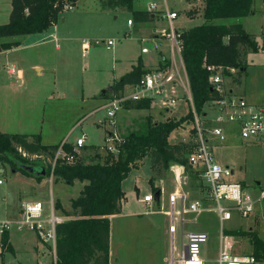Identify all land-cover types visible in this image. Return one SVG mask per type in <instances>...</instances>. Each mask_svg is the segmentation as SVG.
Returning a JSON list of instances; mask_svg holds the SVG:
<instances>
[{
  "label": "rangeland",
  "instance_id": "1",
  "mask_svg": "<svg viewBox=\"0 0 264 264\" xmlns=\"http://www.w3.org/2000/svg\"><path fill=\"white\" fill-rule=\"evenodd\" d=\"M101 1L76 0L73 8L62 11L57 22L51 24L47 30L19 35L17 37L20 40L19 44L11 47L0 45V129L3 128L6 132L25 131L40 134L42 130L43 142L71 141L85 133L86 145L97 144L100 146V154H106L105 135L112 127L104 118L105 108H96L103 102L100 100L111 97V84L115 80L112 79L124 71V66L130 61L127 58L137 56L142 46L144 51H147L145 55L150 57L148 59L150 62L162 59V52L167 57H170V53L169 45L155 48L153 40L135 33L133 26L126 23L129 9L124 6L114 9L104 7ZM165 1L170 9L178 11V16L173 19L177 29H186L202 22L203 0ZM253 4L257 8L256 14L242 16L238 20H241L244 28L256 37L258 50L247 53V67L241 76L235 71L228 74L227 69H224L225 84L230 91L237 92L239 86L248 83L255 93L254 100L264 102V34H262L264 7H261V0H253ZM133 6L141 8L145 5L142 0H134ZM6 13L5 1L0 0V23L8 20ZM153 21L156 22L155 29L160 31L156 32L158 35L168 31V23L164 19L157 17ZM165 36L161 35L162 38H166ZM108 38L115 41L109 48L106 46ZM85 41L89 45L85 46ZM160 49L161 53L158 52ZM175 60L176 65L174 66L170 59L168 67L179 68L181 76L177 75L173 81L186 84L185 88L188 89L179 56H176ZM37 64L40 70L35 67ZM11 66L15 69L13 74L8 72ZM19 72L21 73L17 75ZM179 83L175 95H183L186 98L187 94H183ZM98 98L100 103L95 106ZM182 99L177 98L169 116L166 114V108L161 107V103H156L151 111L156 116L151 114V120H180L188 108V105L184 108L185 99ZM203 107L209 116H203L201 113L199 115L202 123L208 128L214 125L212 115L215 108L210 102ZM129 111L126 109V116L122 117L120 125L125 132L121 131L119 126V128L115 126L121 137L128 130L145 128L147 115H142V110L139 109L138 113H133V121H130L127 115ZM234 132L235 138L231 135V140L226 146L214 149L216 159L222 164L229 163L234 169L230 179L242 182L249 192L256 197L260 196L264 190V139L242 138L238 133L237 124H234ZM195 133L196 125L193 119L180 120L170 132L168 141L173 144L177 141H193ZM91 152L92 148L80 149L81 154ZM40 154L38 157L30 154L33 162L29 164L48 165L52 162L49 154L45 152ZM175 163L179 162L171 160L167 169ZM0 167H3V171L0 172L3 181V184H0V198L3 194L11 198L14 193H24L23 197L28 193L40 195L45 206L44 214L47 216L50 214L52 202L54 205L57 198L69 210L71 198L78 194L84 183L79 179H74L72 184L61 178L54 180L51 174L38 179L1 160ZM150 174V160L145 157L144 164L139 169L133 167L123 179L122 188L126 195L125 207L122 210L124 215L113 216L110 221L112 248L110 264H169L165 256H170L171 235L165 233L162 229L164 226H161L164 221L170 222L169 205L165 210H158L156 202L157 210L147 213L143 212L145 208L140 202L141 195L155 192L148 183L147 176ZM196 174L198 178L191 179L184 171V186L188 199L201 198L203 205L197 211L177 212L175 254L179 251L181 238L185 239L180 229L183 224L184 231L201 229L208 233V240L203 244L201 254L208 264H217L215 258L221 235L218 213L214 209L213 201L206 196L202 176L198 172ZM19 209L20 206L17 207V210ZM128 210L139 213L130 215L127 213ZM54 211L56 214L61 212L58 208ZM148 221L156 223L155 226H148ZM223 227L225 234L229 235L234 251L251 252L249 236L239 234L236 230H256L258 236L264 239V196L256 203L252 212L242 215L234 211L232 217L224 222ZM31 238L26 244L16 242L15 251L6 250L5 254L1 252L0 264H34L38 255L32 251L33 245L37 244L41 249L46 248L41 240L33 242L34 233H31ZM47 249L53 262L54 253L48 244ZM46 260V256H42L40 264H44ZM260 261L264 264V259Z\"/></svg>",
  "mask_w": 264,
  "mask_h": 264
},
{
  "label": "trees",
  "instance_id": "2",
  "mask_svg": "<svg viewBox=\"0 0 264 264\" xmlns=\"http://www.w3.org/2000/svg\"><path fill=\"white\" fill-rule=\"evenodd\" d=\"M76 0H12L11 12L6 22L0 23V37H14L13 40L0 41V45L11 47L19 44V35L47 30L51 24L57 22L63 10L64 2ZM134 0H102L101 5L108 8L124 6L130 10L132 20L150 21L151 13L142 8H134ZM202 22L189 28L182 29L181 56L185 73L187 74L189 90H191L192 104L198 113L204 114V105L217 95L216 90L210 88V70L207 65H222L235 68L241 76L246 70V55L249 51L258 50L256 37L248 32L238 20L242 16L254 12L253 0H203ZM169 62L160 65L165 68ZM148 71L144 67L141 57L129 71L111 84L112 95H119L126 84L137 82L143 73ZM231 74L229 70H226ZM234 79H237L234 77ZM150 98L126 100L125 108H149ZM190 110L180 120L192 119ZM180 120L152 121L147 115L145 128L132 130L123 135L118 144V151L106 150V154L99 152L100 146L88 144L83 149L92 148L93 152L81 154L73 150L72 142H62L67 153H74L71 162L62 157H56L53 168L54 180L59 178L72 184L79 179L84 182L76 196L71 198L70 209L56 199L54 209L58 208L63 214L72 216L56 223V262L55 264H108L110 240V216L121 211L124 198L122 182L133 167H139L142 159L149 156L154 172L168 168L171 160H177L183 165L184 171L191 179H197L199 170L191 166L186 154L192 149V141H177L169 143L168 136ZM60 142L46 144L41 141L39 132L29 134L23 132L0 131V160L11 164L17 170L32 175L18 162L32 163L27 154L47 153L54 158ZM21 147V150L19 149ZM45 166V175H50L52 164ZM43 175H37L41 178ZM157 191L159 187L153 186ZM203 188V187H202ZM237 233L249 236L252 244L251 252L258 258L264 259V239L258 236L256 230H236ZM8 232L2 238V251L10 250ZM49 264H54L50 262Z\"/></svg>",
  "mask_w": 264,
  "mask_h": 264
},
{
  "label": "built area",
  "instance_id": "3",
  "mask_svg": "<svg viewBox=\"0 0 264 264\" xmlns=\"http://www.w3.org/2000/svg\"><path fill=\"white\" fill-rule=\"evenodd\" d=\"M144 2V9L148 13H151L153 18L158 17L164 19L168 23V31L161 32V35L169 40L170 56H172V63H176V56H179L182 62L183 70L184 64L181 56L182 39L180 38L181 29H177L174 25L173 19L178 16V11L170 9L165 0H142ZM264 5V0H261ZM160 4H163L161 7ZM74 2L67 1L63 4V10L67 8H73ZM127 22L132 25V18H128ZM106 46L109 48L114 44V39L108 38ZM154 47L159 48L162 45V40L155 37L153 39ZM85 46L88 42L85 41ZM144 50V48H142ZM175 66V65H174ZM207 69L210 70L209 82L212 89L216 90L217 95L211 100V106L215 108V113L212 116L214 125L205 127L201 121L199 113L196 111L192 104L191 90H189L188 78L187 87L186 84H182L185 90L188 92V99L190 107L193 111V121L196 125L195 139L192 141V149L186 154L187 159L191 166L199 170L200 176L203 178L204 190L209 200L213 201L214 209L218 213V220L221 227V235L219 240V250L215 258L217 264H262L252 252L240 253L232 249L228 234L224 232V222L230 219L233 212H239L242 215L252 212L256 206V203L264 196V190L260 196H255L249 192L240 181L230 179V175L233 169L230 165L222 164L216 159L214 153V141L215 138L222 141L225 138V131L223 123L231 122L237 124L240 136L243 138H253L256 140L264 139V102H252L245 94L230 91L226 87V75L224 69L234 72L235 68L230 66H216L208 64ZM14 66L10 67V72H14ZM186 74V73H185ZM180 76L179 68H161L155 67L153 70H148L141 78L133 83L129 84V88L122 90L119 95L108 97L104 102L96 109L106 110L105 119L107 123L112 127L105 135V149L113 152L118 151V144L122 142L123 136H119L116 130V116L122 109L123 103L130 100H139L140 98H150L154 100L156 96H160L161 103L163 105H171L175 101V97L168 95V86ZM187 75V74H186ZM173 87L174 84H171ZM87 135L82 133L74 140L67 141L72 142L73 150L80 153V149L87 144ZM66 141V140H64ZM62 141V142H64ZM62 142L57 148V151L52 158V171L53 175L54 162L56 157L65 158L66 161L71 162L74 159V153H67L62 147ZM21 150V147H19ZM24 155L28 157L23 151ZM34 157L41 155L40 153L33 154ZM30 158V157H29ZM32 159V158H30ZM33 161V160H32ZM0 178V184L2 183ZM144 199L147 202L145 212H151L155 210L152 207V200L154 195L151 193L144 194ZM225 201V202H223ZM203 205L201 198L188 199V195L184 191L171 192L169 196V212H170V224L169 229L171 233V252L169 263L170 264H208L206 258L201 254L202 246L208 240V233L205 230L194 229L191 231H183L181 241L179 242V251L175 254L177 248L175 242L176 232V215L177 212L182 213L186 211H197ZM50 214L47 216L44 214L45 206L41 199L26 200L21 202V207L18 214L13 216H0V253L2 249V238L5 232H9L15 228L18 230L28 229L37 234L43 241L50 242L53 248L56 243V223L63 221V218L54 213L53 202L51 204ZM56 262V252H54L53 263Z\"/></svg>",
  "mask_w": 264,
  "mask_h": 264
},
{
  "label": "crops",
  "instance_id": "4",
  "mask_svg": "<svg viewBox=\"0 0 264 264\" xmlns=\"http://www.w3.org/2000/svg\"><path fill=\"white\" fill-rule=\"evenodd\" d=\"M5 1V5H6V9H7V13H8V19H9V15H10V12H11V7H12V0H4ZM136 1V0H135ZM139 1H141V0H139ZM134 2V1H133ZM254 5V4H253ZM261 7H264L263 6V4H262V2H261ZM136 8H140V7H136ZM141 8H143V7H141ZM253 8H254V12L253 13H255L256 14V11H257V8L256 7H254L253 6ZM173 9V8H172ZM6 13V14H7ZM115 17H117V15H115ZM128 18H132V15H131V12L129 13V15L127 16V19ZM127 19H126V23H128L127 22ZM154 19H156V17H154L152 20H150V21H146V22H143V21H137V22H132L133 24L132 25H130L129 23H128V25L129 26H133V30L135 31V33H139L140 35H142L141 37H148V38H150L151 40H153L155 37H157V39H160V40H162V45H161V47L162 46H164V45H166V46H168L169 45V40L167 39V38H162L161 37V34H157V33H160V31H158V29L156 28L155 29V21H153ZM8 21V20H7ZM54 24V23H53ZM51 27V26H50ZM157 32V33H156ZM260 33V32H259ZM262 34H264V33H262ZM19 37V36H18ZM3 38H6V37H0V41H3V40H13V39H10V38H6V39H3ZM54 38L56 39V37L54 36ZM19 42H20V40H19ZM88 45H89V43H88ZM143 46L140 48V50H141V52L136 56V55H134V57L132 58V57H130V58H127V59H129L130 61H129V63H128V65L126 64L125 66H124V71L122 72V73H124V72H126V71H129L131 68H132V66L133 65H135L136 64V62H137V60H138V57H141L142 58V60H143V63H144V67L145 68H147L148 70H153L155 67H159L160 65L162 66V64H164V63H167V62H169V64L171 63V61H172V56H170V57H167V56H165L164 54H163V52L161 53L160 51H161V49L158 51V52H160L162 55H161V57H162V59L161 58H159V59H157L155 62H150L148 59L150 58L148 55H147V57H146V55H145V53L147 52V51H144L143 49ZM168 49H169V47H168ZM169 53H170V50H169ZM170 59H171V61H170ZM174 65H176V63H174ZM169 66V65H168ZM167 66V67H168ZM173 66V65H172ZM38 70H40L41 68H40V66L37 64L36 66H35ZM167 67H165V68H167ZM177 68V67H176ZM8 72L10 73V74H13V73H15V71L14 72H10V68L8 69ZM21 72H19L17 75H19ZM121 73V74H122ZM179 73H180V69H179ZM121 74H119V76H117L116 74V76H114V78L112 79V80H114V79H117V78H119L120 76H121ZM180 76H181V73H180ZM185 78H187V75L185 74ZM111 80V81H112ZM178 83H179V81H173L171 84H174V86L172 87L171 86V84L167 87L168 88V95L170 96V97H175V101L173 102V104H171V105H169V106H167V105H163L162 103H161V99H160V96H156V98L154 99V100H151V104H150V107L149 108H139L140 110H142L141 111V114L142 115H151V114H153L151 111L154 109V107H155V104L156 103H161V107H163V108H166V114L169 116V115H171V114H169V112H170V110L173 108V105H174V103L176 102V100H177V98L178 97H181V98H183V99H185V101H183V106H184V108H187V105H188V108H187V112L190 110V108H189V106H190V104H189V99H188V92L186 91V90H184V86L182 85V84H180V89H182L184 92H183V94L184 93H186L187 94V96H186V98L183 96V95H181V96H176L175 94H176V92H177V85H178ZM129 88V84H126L125 85V87H124V89L123 90H125V89H128ZM238 89V91L237 92H241V93H243V94H245L246 95V97L250 100V101H256V102H259V101H257V100H259V99H257V100H254L255 98H254V95H255V93H254V91L252 90V89H250V85H248V83H244V85H242V87H238L237 88ZM172 93V94H169V93ZM82 99H85V98H82ZM182 99V100H183ZM86 100V99H85ZM84 100V101H85ZM105 100V99H104ZM104 100H100V101H103L104 102ZM100 101H99V98H98V103L95 105V106H97L99 103H100ZM102 102V103H103ZM210 101H208V103H209ZM101 103V104H102ZM187 103V104H186ZM208 103L206 104V105H208ZM95 106H94V108H95ZM126 109L127 110H130L129 112H128V117H129V119H130V121H133V117L134 116H132L133 115V113L134 112H137L138 113V111H139V109H134V108H125V107H122V109L118 112V114H117V116H116V126L118 127H120V125H121V123H122V117L125 115L126 116ZM156 111H159V110H157L156 109ZM186 112V113H187ZM160 113V112H159ZM185 113V114H186ZM214 113H215V111H214ZM214 113H213V115H214ZM154 116H156V114H153ZM182 115H184V114H182ZM209 116L208 115V111H204V114H203V116ZM212 115V116H213ZM176 116V115H175ZM127 125V124H126ZM118 127V128H119ZM131 127L133 128L134 126H132L131 125ZM238 127V126H237ZM123 128V127H122ZM223 128H224V131H225V138L222 140V141H220V140H218L217 138H215V140H213L214 141V144H213V147H214V149H216V148H220V147H224V146H226L229 142H230V140H231V135L234 137V135H235V132H234V123L232 124L231 122H225V123H223ZM120 130L121 131H123L122 129H121V127H120ZM0 131L2 132V131H4L3 130V128H1L0 129ZM11 132V131H10ZM19 132H23V133H29V134H33V133H31V132H25V131H19ZM19 132H16V133H19ZM123 132H125V131H123ZM128 132H130V130H128L127 132H126V134L128 133ZM120 133H122V132H120ZM238 133H239V131H238ZM67 134V133H66ZM65 136V135H64ZM236 136V135H235ZM235 138V137H234ZM41 141L43 142V134H42V130H41ZM57 141V140H56ZM56 141H54V142H56ZM54 142H43V143H46V144H54ZM145 157H148V159L150 160V157L149 156H145ZM145 157H143V159L141 160L142 161V163L140 164V166H142L143 164H144V162H145ZM151 160H150V171H151V174L150 175H148L147 176V178H148V183H149V185L150 186H152V184H151V180H150V178H152V180H153V186L154 187H159V198L158 199H156L155 198V196H154V199L152 200V207L155 209L156 207L155 206H157V209L159 210H165V207H167L168 205H169V196H170V193L171 192H175V191H184L185 193L187 192L186 191V188H185V186H184V182H185V177H184V175H183V170H184V168H183V166L181 165V164H179V163H175V165H173V166H171L169 169H167V168H163V169H161L158 173H156V172H154V170L152 169V166H151ZM229 165V163H226V165ZM140 166L139 167H137V169H139L140 168ZM233 169V168H232ZM2 171V167H0V172ZM233 171H234V169H233ZM242 183V182H241ZM1 184H3V182L1 183ZM242 185H243V183H242ZM122 190H123V188H122ZM123 192H124V190H123ZM147 193V192H146ZM146 193H144V194H146ZM144 194L143 195H141V197H140V202H142V204H143V206H144V208L147 206V202L145 201V199H144ZM154 194V193H153ZM152 194V195H153ZM24 196V193H14V195H12L11 196V198H8L5 194H3V196H1V202L2 203H0V216H2V217H4V216H13V217H15L17 214H18V212H19V210H17V207L19 208V206L21 207V202L22 201H26V200H38V199H41L42 201H43V198H41V196L40 195H38V196H35V195H30L29 193L28 194H26V196L25 197H23ZM125 200H126V195H125V192H124V198L122 199V202H121V211H120V213H118V214H113V215H111L110 216V219L113 217V216H116V215H124L123 213H122V210H124V207H125ZM71 202V201H70ZM156 202H157V205H156ZM263 206V205H262ZM65 207V206H64ZM66 208V207H65ZM67 210H68V208H66ZM157 209H155V210H153V211H156ZM145 210V209H144ZM167 211V210H166ZM168 211H169V209H168ZM143 212H145V211H143ZM184 212V211H183ZM128 214H130V215H136L137 213H139V212H134V211H131V210H128V212H127ZM148 213V212H147ZM59 215L63 218V220H65V219H68V218H70V217H72V216H67V215H65V214H63L62 212H59ZM111 221V220H110ZM155 224L156 223H153V222H150V221H148V223H147V225L148 226H151V227H154L155 226ZM162 225L161 226H164V228H162V229H164V232L166 233H169V235H171V233H170V229H169V224H170V222H169V220L168 221H164V222H162L161 223ZM182 226H183V224H181V232H183L184 230H183V228H182ZM160 227V226H159ZM31 233H34L35 234V238H33V242H35V243H37L39 240H41L42 242H43V244L45 245V248L46 249H41V248H39V246L37 245V244H35V245H33V248H32V251L34 252H36L35 253V255L37 256L36 258H35V263L34 264H40V262L42 261V256H46V261L44 262V264H49L50 262H51V260H50V257H49V251H48V249H47V244L50 246V248L52 249V253H54V252H56V249H55V246H54V248H53V245L50 243V242H47V241H43L42 239H40V238H38V236H37V234L35 233V232H33V231H31V230H28V229H21V230H18V229H15V228H13V229H11L9 232H8V235H9V237H8V241H9V243H10V247H11V251H15L16 249H17V246H16V242H18L19 244H26L27 242H29L30 241V239H32L31 238ZM170 246V245H169ZM171 247V246H170ZM109 248H110V251H109V262H108V264H110V262H111V253H112V248H111V231H110V240H109ZM5 251L6 250H4V252H3V254H5ZM47 253V254H46ZM2 254V255H3ZM170 254V253H169ZM169 258H170V256H165V259H167V261H168V263H169ZM170 264V263H169Z\"/></svg>",
  "mask_w": 264,
  "mask_h": 264
},
{
  "label": "water",
  "instance_id": "5",
  "mask_svg": "<svg viewBox=\"0 0 264 264\" xmlns=\"http://www.w3.org/2000/svg\"><path fill=\"white\" fill-rule=\"evenodd\" d=\"M210 88L212 89V87L210 86ZM104 91V90H102ZM18 166H22L25 170H27L29 173H31L34 176L37 175H45V166L44 164H37V165H33V164H29V163H24V162H18L17 163ZM2 171H3V167H2ZM155 196L156 199L159 198V189L157 191L154 192L153 194Z\"/></svg>",
  "mask_w": 264,
  "mask_h": 264
}]
</instances>
